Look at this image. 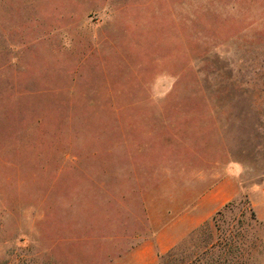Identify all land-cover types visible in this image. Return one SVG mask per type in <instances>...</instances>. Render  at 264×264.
<instances>
[{"label": "rangeland", "instance_id": "rangeland-1", "mask_svg": "<svg viewBox=\"0 0 264 264\" xmlns=\"http://www.w3.org/2000/svg\"><path fill=\"white\" fill-rule=\"evenodd\" d=\"M0 264H264V0H0Z\"/></svg>", "mask_w": 264, "mask_h": 264}]
</instances>
